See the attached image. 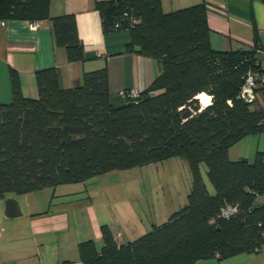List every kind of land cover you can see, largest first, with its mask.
<instances>
[{"label":"trees","instance_id":"1","mask_svg":"<svg viewBox=\"0 0 264 264\" xmlns=\"http://www.w3.org/2000/svg\"><path fill=\"white\" fill-rule=\"evenodd\" d=\"M49 2L0 0V19L48 18L54 46L64 47L68 61L83 60L75 15L52 16ZM96 8L103 32L128 30L125 50L152 57L156 76L130 96V89L109 91L105 65L86 70L72 87H62L57 68L46 66L35 70L38 96L31 97L12 72L11 99L0 102V198L180 155L191 176L187 203L123 243L101 225L99 249L92 239L78 243L83 263L193 264L258 250L264 202L254 199L264 194V151L231 159L228 148L264 131V104L238 97L248 71L260 66L259 51L213 49L203 2L164 11L160 0H98ZM201 92L210 95L206 105ZM226 205L235 206L227 216Z\"/></svg>","mask_w":264,"mask_h":264},{"label":"crops","instance_id":"2","mask_svg":"<svg viewBox=\"0 0 264 264\" xmlns=\"http://www.w3.org/2000/svg\"><path fill=\"white\" fill-rule=\"evenodd\" d=\"M97 1L49 2L50 15H75L78 36L84 49V58L80 61H68L64 47L54 46L48 18H8L3 24L0 22V102L11 99L12 72L17 74L22 94L37 97L35 70L46 66L57 68L62 87L80 84L86 70L103 65L107 69L108 89L112 93L123 89L141 92L148 87L158 72L156 61L125 50V44L130 39L128 30L103 32ZM160 1L164 11L203 2L210 28L209 42L215 50L264 47V0ZM256 55L264 67V53ZM255 103L254 106L264 104V89L258 90ZM258 150L264 151V131L244 135L230 145L228 155L231 159L244 157L252 160ZM259 196L264 199V194ZM5 197L0 198V264H84L78 243L92 239L99 249L103 243L101 225L109 227L119 244L148 231L154 224L166 220L169 214L168 205L162 207L161 216L165 217L161 219L155 214L152 204L146 205L140 212L131 211L129 205L126 208L128 212H133L130 214L118 212L120 208L115 203L99 208L100 212L88 205L85 207L89 210L88 215L78 217L63 211L33 209L32 206L26 209L18 198L23 214L6 217L2 206ZM193 264H264V243L256 251H241L224 258L207 256Z\"/></svg>","mask_w":264,"mask_h":264},{"label":"rangeland","instance_id":"3","mask_svg":"<svg viewBox=\"0 0 264 264\" xmlns=\"http://www.w3.org/2000/svg\"><path fill=\"white\" fill-rule=\"evenodd\" d=\"M198 96L203 104L204 93ZM199 169L207 189L213 191L205 161L199 163ZM190 183L186 159L180 155H171L141 165L97 173L84 180L46 185L27 194L8 193L6 196L21 198L26 209L32 206L33 209L63 211L69 216L78 217L88 215L89 210L85 208L88 205L96 207L100 212L101 208L116 203V207L120 208L118 212L133 214L131 211L140 212L143 207L152 204L155 214L164 219L162 217L165 216H161L163 206L168 205L170 215L187 203ZM254 202L262 203L264 199L258 195ZM129 205L131 211L128 212L126 207ZM158 221H161L160 218Z\"/></svg>","mask_w":264,"mask_h":264},{"label":"built area","instance_id":"4","mask_svg":"<svg viewBox=\"0 0 264 264\" xmlns=\"http://www.w3.org/2000/svg\"><path fill=\"white\" fill-rule=\"evenodd\" d=\"M0 22L3 24L5 20L0 19ZM256 49L259 51V53H264V47H259ZM262 84H264V67L261 66V61H260L259 68L248 71L246 78L239 89L238 97L253 103L257 98V93H258L257 89ZM120 93L123 94V91L121 90ZM136 93H137L136 90L129 91L130 96H133ZM234 210H235V206L226 205L221 208V214L227 216L229 213L233 212Z\"/></svg>","mask_w":264,"mask_h":264},{"label":"water","instance_id":"5","mask_svg":"<svg viewBox=\"0 0 264 264\" xmlns=\"http://www.w3.org/2000/svg\"><path fill=\"white\" fill-rule=\"evenodd\" d=\"M2 206H3V214L6 217H15L23 214L20 200L15 196L12 195L6 196L3 200Z\"/></svg>","mask_w":264,"mask_h":264},{"label":"bare ground","instance_id":"6","mask_svg":"<svg viewBox=\"0 0 264 264\" xmlns=\"http://www.w3.org/2000/svg\"><path fill=\"white\" fill-rule=\"evenodd\" d=\"M205 95V94H204ZM209 100H210V97L208 96V95H205L204 97H203V104H208L209 103Z\"/></svg>","mask_w":264,"mask_h":264}]
</instances>
